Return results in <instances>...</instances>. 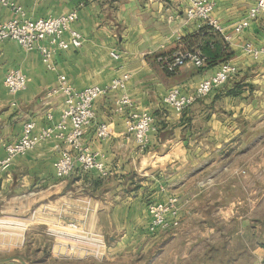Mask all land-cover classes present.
I'll return each mask as SVG.
<instances>
[{
  "label": "crops",
  "instance_id": "0c3cea01",
  "mask_svg": "<svg viewBox=\"0 0 264 264\" xmlns=\"http://www.w3.org/2000/svg\"><path fill=\"white\" fill-rule=\"evenodd\" d=\"M15 1L32 20L76 11L73 28L83 43L56 51L55 71L45 68L36 51L24 52L13 41L0 43V159L26 122H34L36 133L60 120L64 104L54 92L58 76L77 90L124 75L128 79L123 91L93 104L94 122L107 126L108 137L97 138L93 128L84 136V146L103 156L108 178L76 168L58 180L53 164L65 146L50 139L0 173V212L18 217L35 205L50 209L57 196L53 217L83 222L87 230L110 238L106 264H210L215 259L264 264V55L253 58L243 51L246 43L264 45V12L234 33L255 0H214L212 16L223 34L188 20L184 0ZM11 16L0 6V23ZM179 50L199 51L207 61L201 68L187 64L175 73L163 70L156 58ZM222 63L232 64L237 73L221 88L181 115L163 104L170 89L190 94ZM11 69L26 75V90L6 91L3 81ZM122 93L132 103L129 110L153 117L156 130L144 149L126 131L129 110L115 105ZM100 189L107 193L98 196ZM165 196L177 197L180 208L184 202L181 226L150 234L147 208ZM195 199L202 201L200 211ZM75 205L76 213H59L62 206Z\"/></svg>",
  "mask_w": 264,
  "mask_h": 264
},
{
  "label": "built area",
  "instance_id": "2783aa9c",
  "mask_svg": "<svg viewBox=\"0 0 264 264\" xmlns=\"http://www.w3.org/2000/svg\"><path fill=\"white\" fill-rule=\"evenodd\" d=\"M187 4L186 18L188 20H200L212 31L223 34V30L216 19L213 18L214 0H184ZM0 6L7 8L12 16L0 23V43L13 41L26 52L36 51L41 63L49 71H55L53 61L54 54L59 50L78 49L83 43V36L73 28L77 20L76 11H71L58 17H47L36 20L29 19L23 8L15 0H0ZM262 12H264V0H255L248 10L246 17L234 27V33H241L247 29ZM264 28V23H263ZM226 41L229 40L225 36ZM246 55L258 58L264 55V45L254 47L251 43L243 46ZM116 58V54H112ZM158 63L168 73H173L180 67L191 64L201 68L207 58L199 51L179 50L169 56H158ZM237 73V69L230 63H222L208 78L201 80L194 92L182 94L178 88L170 89L162 102L170 107L176 114H180L197 100L208 96L213 90L221 88ZM128 76L112 80L105 86L93 85L82 90L74 89L67 84L62 76H58V87L54 92L63 98L64 109L60 120L54 126L41 128L34 132L35 124L32 121L22 126L21 135L13 143L4 146L5 157L0 159V173L8 171L13 160L32 151L38 144L55 139L61 141L65 149L60 150L59 157L53 164L55 176L58 180L68 178L76 168L81 172H95L100 178H106L109 172L106 170L103 156L97 152H91L84 146V136L88 129L93 128L99 139L108 137L105 124H95L93 104L96 99L112 91H123ZM28 79L21 70H9L3 81V85L9 94L20 93L27 88ZM120 111L130 109L132 103L129 97L122 93L115 101ZM127 133L133 136L135 143L144 149L148 144L149 134L155 132L153 117L146 113L129 110L125 121ZM176 200L171 199L166 204L154 205L150 208L151 220L148 230L165 229L169 223L177 226ZM167 217L171 220L167 221ZM54 237L63 252L59 255L72 256L86 255L94 258H102L106 252L104 236L97 232L87 231L83 222L68 221L62 223L58 229L47 230ZM82 253V254H81Z\"/></svg>",
  "mask_w": 264,
  "mask_h": 264
},
{
  "label": "rangeland",
  "instance_id": "374dc122",
  "mask_svg": "<svg viewBox=\"0 0 264 264\" xmlns=\"http://www.w3.org/2000/svg\"><path fill=\"white\" fill-rule=\"evenodd\" d=\"M57 87H58V82L56 84L55 89ZM181 114L182 112L180 113V115ZM78 192H80V190H78ZM106 193H107L106 190L100 189L98 196L101 197L102 194H106ZM57 199H58L57 196L51 199V201L53 202V205L52 207L50 206V209L42 210L41 208H38L39 207L38 205H35L33 209H31L28 213L22 214L18 217L8 212L4 214L0 212V259L17 255V256L22 257L29 264H106L107 263L106 253H107L108 243L110 242V238L106 237L104 234L102 235L104 236V239L106 242V252H105V256H103L102 258H94L91 256H86V255L84 256L82 253H81L82 255L73 254L72 256L65 257L57 253L58 251L63 252V248L59 247L57 244V242L59 243L60 240L57 241L54 237L49 235V232L47 230L48 228L58 229L60 228L62 223L68 222L60 218L57 219L53 217L52 214H50L52 213V210H55L57 208L56 206ZM162 199H161L162 200L161 202H158L156 204H151L147 208L149 222H148L147 228L146 226H142V227H145L150 234H155L156 232H159V231L178 229L181 226V220H180L181 217H179V215H180V212H182L183 210L181 208L182 207L184 208L185 206L184 202L182 203L183 206L180 208V203L177 197L167 196L166 198L165 196ZM171 199L176 200V208H177L176 218L178 222L177 226H172L171 223H169V225L165 229L159 228L153 232L149 231L148 226L151 220L150 208L154 205L166 204ZM201 202H202L201 200L195 199L194 208L200 211V209L202 208ZM51 208H54V209H51ZM88 210H89V206L88 204H86L85 211H88ZM77 211H79V208L77 207V205L73 207L67 206L66 208L62 206V208L59 210V213L61 215L65 213V215L70 216L76 213ZM166 219L167 221L171 220L169 217H167ZM17 222H20V223L23 222V224L17 225L16 224ZM202 222L203 221L199 220L197 222V225L195 226L199 228L202 227V224H203ZM25 225H28V226H25ZM230 228H232V226H230ZM90 232H96V231H90ZM97 233H100V232H97ZM213 261L210 262V264H218L216 262V259ZM9 264H19V263L11 262ZM221 264H224V263H221Z\"/></svg>",
  "mask_w": 264,
  "mask_h": 264
},
{
  "label": "water",
  "instance_id": "95a60500",
  "mask_svg": "<svg viewBox=\"0 0 264 264\" xmlns=\"http://www.w3.org/2000/svg\"><path fill=\"white\" fill-rule=\"evenodd\" d=\"M11 262H18L19 264H29L20 256H10L0 259V264H9Z\"/></svg>",
  "mask_w": 264,
  "mask_h": 264
},
{
  "label": "bare ground",
  "instance_id": "6f19581e",
  "mask_svg": "<svg viewBox=\"0 0 264 264\" xmlns=\"http://www.w3.org/2000/svg\"><path fill=\"white\" fill-rule=\"evenodd\" d=\"M17 225H21V224H23V222L22 223H20V222H17L16 223ZM29 225V224H28ZM28 225H25V226H28ZM30 226V225H29ZM5 243V242H4Z\"/></svg>",
  "mask_w": 264,
  "mask_h": 264
},
{
  "label": "trees",
  "instance_id": "16d2710c",
  "mask_svg": "<svg viewBox=\"0 0 264 264\" xmlns=\"http://www.w3.org/2000/svg\"><path fill=\"white\" fill-rule=\"evenodd\" d=\"M206 57V56H205ZM207 61V60H206Z\"/></svg>",
  "mask_w": 264,
  "mask_h": 264
}]
</instances>
